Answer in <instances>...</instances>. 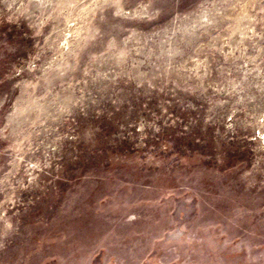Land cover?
<instances>
[{
    "label": "rangeland",
    "instance_id": "obj_1",
    "mask_svg": "<svg viewBox=\"0 0 264 264\" xmlns=\"http://www.w3.org/2000/svg\"><path fill=\"white\" fill-rule=\"evenodd\" d=\"M0 264H264V0H0Z\"/></svg>",
    "mask_w": 264,
    "mask_h": 264
}]
</instances>
